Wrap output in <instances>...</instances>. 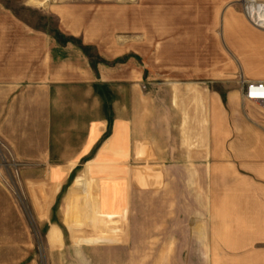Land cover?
Wrapping results in <instances>:
<instances>
[{
  "label": "crops",
  "instance_id": "crops-1",
  "mask_svg": "<svg viewBox=\"0 0 264 264\" xmlns=\"http://www.w3.org/2000/svg\"><path fill=\"white\" fill-rule=\"evenodd\" d=\"M244 31L257 42L264 39ZM193 41L148 44L151 62L194 66L168 75L162 93L155 88L149 97L122 87L125 96L114 106H59L52 82L25 90V75L11 76L5 86L9 101L4 97L0 106V142L20 164L24 184L35 186L34 206H50L40 222L51 236L58 231L60 177L87 183L96 179L92 175H113L115 195L126 196L116 207L129 212L114 221L143 240L140 247L120 245L128 253L146 247L145 253L164 260L194 256L177 264H264V107L245 101L234 79L220 78L218 67L204 72L203 63L212 58L204 60L203 53L212 45L203 52L198 48L204 42ZM221 45L234 49L235 42L227 35ZM225 50L219 51L223 57ZM249 80L264 81V75ZM9 223L0 215V248L11 246L4 240Z\"/></svg>",
  "mask_w": 264,
  "mask_h": 264
},
{
  "label": "rangeland",
  "instance_id": "rangeland-1",
  "mask_svg": "<svg viewBox=\"0 0 264 264\" xmlns=\"http://www.w3.org/2000/svg\"><path fill=\"white\" fill-rule=\"evenodd\" d=\"M246 1L264 3L0 0V106L4 97L9 101L5 86L18 73L25 75V90L52 82L59 106H114L116 99L125 96L122 87H135L143 98L154 94L155 88L162 93L168 75L186 72L194 66L189 62L148 60V44L161 48L170 39L183 45L189 40L203 41L204 47L198 48L203 52L210 42V52L203 53V58H212V62L203 63L204 72L216 66L220 78L234 79V85L241 90L242 79L249 81V75H264V39L257 42L250 32L240 33L244 26L264 37V28L255 26L247 17ZM227 35L234 39V49L222 47ZM241 35L243 40H239ZM221 49H226V57L219 52ZM217 57L220 62L215 64ZM19 165L0 142V215L10 218L6 224L10 228L9 238L4 240L11 244L0 248V264H177L181 258L183 263L194 261V256H167L164 260L162 254L145 253L150 250L146 247L140 248L144 253H128L123 246L131 243L140 247L143 240L140 234H127L126 223L114 221L116 214L125 216L129 212L126 207H116V200L121 202L126 196L124 192L115 195L113 175H92L96 179L87 183L71 175L60 177L54 208L59 217L58 231L51 236L44 229V222H40L50 213V206H34L36 188L24 184ZM50 186L51 182L48 189ZM46 193L50 196L49 190ZM47 194L43 193V198ZM116 230L118 242L114 237ZM117 247L121 249L116 250Z\"/></svg>",
  "mask_w": 264,
  "mask_h": 264
},
{
  "label": "built area",
  "instance_id": "built-area-1",
  "mask_svg": "<svg viewBox=\"0 0 264 264\" xmlns=\"http://www.w3.org/2000/svg\"><path fill=\"white\" fill-rule=\"evenodd\" d=\"M245 11H247V6L249 3L246 2ZM241 94L245 101L255 103L259 106L264 107V81H248L241 80Z\"/></svg>",
  "mask_w": 264,
  "mask_h": 264
},
{
  "label": "bare ground",
  "instance_id": "bare-ground-1",
  "mask_svg": "<svg viewBox=\"0 0 264 264\" xmlns=\"http://www.w3.org/2000/svg\"><path fill=\"white\" fill-rule=\"evenodd\" d=\"M249 3L247 6V17L259 28H264V3ZM251 12V14H249ZM250 15V16H249Z\"/></svg>",
  "mask_w": 264,
  "mask_h": 264
}]
</instances>
